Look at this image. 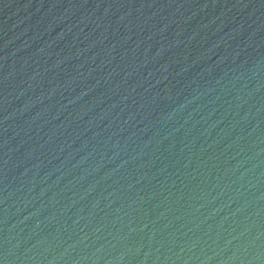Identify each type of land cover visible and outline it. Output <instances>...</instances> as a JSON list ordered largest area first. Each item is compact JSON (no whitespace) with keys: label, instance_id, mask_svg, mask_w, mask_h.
Returning a JSON list of instances; mask_svg holds the SVG:
<instances>
[{"label":"water","instance_id":"obj_1","mask_svg":"<svg viewBox=\"0 0 264 264\" xmlns=\"http://www.w3.org/2000/svg\"><path fill=\"white\" fill-rule=\"evenodd\" d=\"M0 264H264V0H0Z\"/></svg>","mask_w":264,"mask_h":264}]
</instances>
